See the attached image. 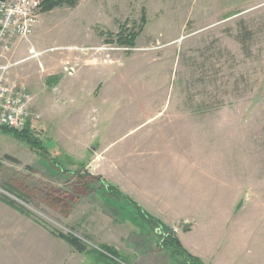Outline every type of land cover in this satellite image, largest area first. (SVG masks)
<instances>
[{
    "label": "rangeland",
    "instance_id": "rangeland-1",
    "mask_svg": "<svg viewBox=\"0 0 264 264\" xmlns=\"http://www.w3.org/2000/svg\"><path fill=\"white\" fill-rule=\"evenodd\" d=\"M239 2L80 0L40 14L30 39L18 41L45 52L35 93L27 74L12 79L35 101L41 95L32 110L42 131H32L58 168L0 129V263L178 264L160 235L122 218L133 207L102 187L136 142L137 184L195 178L175 208L186 213L197 201L198 230H209L222 256L264 264V0ZM123 27H143L134 47L118 43ZM244 28L254 32L248 50L238 40ZM29 63L10 72L28 73ZM49 75L60 84L45 86ZM189 224L171 223L178 238ZM54 232L98 252L80 253Z\"/></svg>",
    "mask_w": 264,
    "mask_h": 264
},
{
    "label": "crops",
    "instance_id": "crops-1",
    "mask_svg": "<svg viewBox=\"0 0 264 264\" xmlns=\"http://www.w3.org/2000/svg\"><path fill=\"white\" fill-rule=\"evenodd\" d=\"M240 1L241 2L235 4L234 6L244 8L245 6L250 5V7H251L253 4L258 3L262 0H240ZM233 4H234V2L227 7L233 6ZM18 43H20V44H18ZM35 49L41 50L38 47ZM28 51H29L28 45L25 43L17 42L14 45V49L12 50V52L10 53V55L8 57L9 60L12 63L18 62L14 66H16L18 64L25 63V62H27V63L31 62V63H29L31 68H29L27 70L28 73L23 72V71H18L14 68L10 73V78L12 79V77L13 78L16 77V79L17 78L20 79L19 82H22V81L25 82L24 79H22V78L25 76V74H27L26 75V81L28 84H30L31 89L35 93L36 84L38 82L37 79L39 78V74L41 72L40 69L43 70L45 68V65L41 61L42 60L41 57L45 52L42 53L41 51H39L40 52L39 56H32L31 53ZM29 53H30V56H29ZM27 57H30V58H27ZM37 58L39 59V61L36 60ZM54 76H56V75H54ZM50 79H51V75H49L46 78V81L44 83L45 86L50 87V85H59L61 82V79L59 80L58 83H55L53 80H50ZM15 81H17V80H15ZM100 87H98V89ZM68 89H70L68 91L69 93H72V92L76 93V96L72 97L71 100H74L75 104H81L82 99L79 101V98H78L79 96H77V90H78L77 87L72 85V87L68 86ZM101 91H102V88H101ZM63 95H64V93L62 91L60 94V100H59V102H57L59 108H61L62 104L66 102V100H64L62 97ZM38 98H39L38 99L39 101H35V97H34L35 106H37L36 102H38V105H39V103H42L41 95H38ZM83 100L87 101L88 99L84 98ZM74 107L76 110L78 109L77 111H80V112H81L80 108L84 109L83 105L80 107H79V105H76ZM35 130H37V131L40 130L39 132L42 131L41 129H39V126H37ZM87 141L91 142L92 138L88 139ZM104 148L106 151L107 149L110 148V145H106ZM124 148H125L124 153H122V156H121V158L123 157L121 164L118 163L116 165L117 166L116 171L111 172V173L119 174L118 177L115 178V182H113V183L118 186L120 191L125 193L126 195H128L135 202L137 201L140 205H142V207L146 211H148L150 214L154 215L155 217L159 218L160 220H162L164 223H166L170 227H172L171 223L173 221L188 220L190 222V224L187 228L188 230L187 231L184 230L182 232H179L178 236H179L182 244L184 245V247L192 255L200 258L205 264H231L232 262H234L233 258L230 255L229 256H222L221 249L219 246H217L215 248V246H214L215 240L212 238V236H210L209 230H206V232H203V233L199 232V230H198L199 229L198 228L199 222L196 219L197 216L195 215V212L198 208L197 201H194L192 206L190 205V208L192 207V211L190 210L186 213H181L180 210H177L175 208V205H180V203L182 202L181 197H179L178 191L184 190V189L185 190L196 189L194 186L196 184V182H195L196 179L195 178H193V179L189 178L188 183H185V178L178 177L176 175L174 177V179L172 180V182L171 181L169 182V185H167L168 186L167 187L166 185H164V186L153 185L152 181H154L155 179H152L153 177H149L148 179H146L144 181H140V183L137 184L136 183V181H137L136 180V169H135V167H136V142H134V145L132 146V150H128L127 146H125ZM155 153L157 154V152H155ZM173 157H176V155H173ZM178 157H182L181 154ZM141 172H143V171H141ZM109 173H110V170H109ZM174 189L177 190V192H175ZM3 206L8 208L6 204H3ZM132 211H133V213L128 212L126 214H122V218L123 219L125 218V220L128 222L129 221L130 222L135 221L136 209L132 208ZM128 214H130L131 216ZM125 216H127V217H125ZM128 217H130V219H128ZM234 217H235V215H233V218ZM128 226H130V225H128ZM135 226H136V224H135ZM139 228H140V226H139ZM146 232H149V231H146ZM147 235L149 236L151 234L149 233ZM153 238L155 239V237H152V239ZM38 257H39V260L44 261L43 259H41V257L39 255H38ZM152 262H156V261H152ZM152 262H150V263L152 264ZM0 264H3V263H0ZM5 264H7V263H5ZM35 264H55V263L54 262L46 263L44 261V262H37ZM57 264H59V263H57ZM161 264H164V263L161 262Z\"/></svg>",
    "mask_w": 264,
    "mask_h": 264
},
{
    "label": "built area",
    "instance_id": "built-area-1",
    "mask_svg": "<svg viewBox=\"0 0 264 264\" xmlns=\"http://www.w3.org/2000/svg\"><path fill=\"white\" fill-rule=\"evenodd\" d=\"M43 0H0V127L24 130L40 120L33 111L34 94L26 85L10 78L9 55L20 40H29L39 21ZM32 56L40 52L31 46Z\"/></svg>",
    "mask_w": 264,
    "mask_h": 264
},
{
    "label": "trees",
    "instance_id": "trees-1",
    "mask_svg": "<svg viewBox=\"0 0 264 264\" xmlns=\"http://www.w3.org/2000/svg\"><path fill=\"white\" fill-rule=\"evenodd\" d=\"M80 0H43L41 13L52 11L53 9L61 6L68 7H76L79 4ZM146 23L145 17L142 18V24ZM143 27L139 30H131L123 27L121 31L118 33V43L127 46L134 47L136 45V40L139 35L142 33ZM253 31H249L247 28L240 33L238 36V40L243 44L246 50L250 49L253 45L254 40ZM55 83H58L60 80L59 76H51V79ZM35 122L29 123L28 126L22 131H16L14 129H9L7 127H0L1 131L4 133H14L15 136H20L22 139L26 140V142L36 151H38L44 158L48 160L53 166H58V161L56 158L51 157L48 149L41 143L37 136H34L32 129H36ZM16 160V159H14ZM58 168V167H57ZM61 169V168H60ZM102 187L106 190L109 196L123 199L129 206L136 209L138 216V222L141 221L144 223V226L147 230L154 231L157 235L161 236L162 247L168 248L172 254V258L178 264H205L200 258L192 255L182 244L181 240L177 237L174 229L164 223L159 218L150 214L146 211L142 205H140L137 201L132 200L128 195L121 192L117 185L112 183H107L106 181H102ZM8 200V199H6ZM9 204L15 205L13 201L8 200ZM22 212H25L22 210ZM57 236L65 240L69 245L74 247L80 253H90V252H98V251H88L86 245L77 237L72 235H65L62 233H56ZM104 249L108 251L109 254L115 255L117 250L112 246L104 245ZM116 250V251H115Z\"/></svg>",
    "mask_w": 264,
    "mask_h": 264
}]
</instances>
